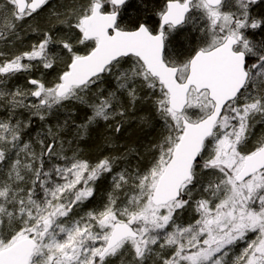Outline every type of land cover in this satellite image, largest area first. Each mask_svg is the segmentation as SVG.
Returning <instances> with one entry per match:
<instances>
[{"label": "snow or ice", "instance_id": "obj_1", "mask_svg": "<svg viewBox=\"0 0 264 264\" xmlns=\"http://www.w3.org/2000/svg\"><path fill=\"white\" fill-rule=\"evenodd\" d=\"M0 264H264V0H0Z\"/></svg>", "mask_w": 264, "mask_h": 264}]
</instances>
